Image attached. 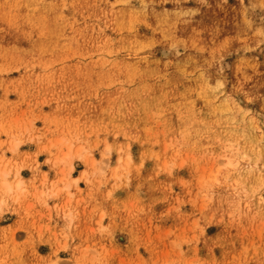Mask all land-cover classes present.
I'll return each mask as SVG.
<instances>
[{
  "label": "rangeland",
  "instance_id": "obj_1",
  "mask_svg": "<svg viewBox=\"0 0 264 264\" xmlns=\"http://www.w3.org/2000/svg\"><path fill=\"white\" fill-rule=\"evenodd\" d=\"M0 172V264H264V0H0Z\"/></svg>",
  "mask_w": 264,
  "mask_h": 264
},
{
  "label": "bare ground",
  "instance_id": "obj_2",
  "mask_svg": "<svg viewBox=\"0 0 264 264\" xmlns=\"http://www.w3.org/2000/svg\"><path fill=\"white\" fill-rule=\"evenodd\" d=\"M4 174H5L4 172H0V179L2 178V175H4ZM77 183H78V182H77ZM3 184H5V182H4ZM17 186H18V187L21 186V181H20V180L18 181Z\"/></svg>",
  "mask_w": 264,
  "mask_h": 264
}]
</instances>
